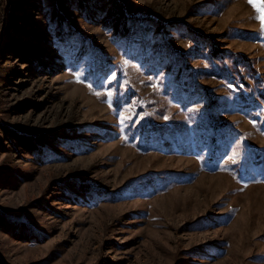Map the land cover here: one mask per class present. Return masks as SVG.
<instances>
[{
	"label": "rangeland",
	"instance_id": "374dc122",
	"mask_svg": "<svg viewBox=\"0 0 264 264\" xmlns=\"http://www.w3.org/2000/svg\"><path fill=\"white\" fill-rule=\"evenodd\" d=\"M258 15L0 0V264H264Z\"/></svg>",
	"mask_w": 264,
	"mask_h": 264
},
{
	"label": "snow or ice",
	"instance_id": "6c2138e0",
	"mask_svg": "<svg viewBox=\"0 0 264 264\" xmlns=\"http://www.w3.org/2000/svg\"><path fill=\"white\" fill-rule=\"evenodd\" d=\"M248 3L259 13L256 18L260 20L261 30L264 31V0H248Z\"/></svg>",
	"mask_w": 264,
	"mask_h": 264
}]
</instances>
